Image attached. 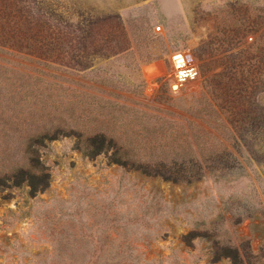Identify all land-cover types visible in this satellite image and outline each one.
<instances>
[{
    "label": "rangeland",
    "instance_id": "obj_1",
    "mask_svg": "<svg viewBox=\"0 0 264 264\" xmlns=\"http://www.w3.org/2000/svg\"><path fill=\"white\" fill-rule=\"evenodd\" d=\"M0 177V264H233L194 229L264 264V0H0Z\"/></svg>",
    "mask_w": 264,
    "mask_h": 264
},
{
    "label": "trees",
    "instance_id": "obj_2",
    "mask_svg": "<svg viewBox=\"0 0 264 264\" xmlns=\"http://www.w3.org/2000/svg\"><path fill=\"white\" fill-rule=\"evenodd\" d=\"M74 133H76L78 136H81V132L79 131H74ZM84 142L86 143L88 153L91 157L96 156L104 150H112L114 151L113 161L120 165L141 169L143 172H148L146 173L148 175L152 173L153 175H160L164 179L168 180L170 179L176 181L180 178L173 172L164 170L162 171L159 167L147 166L142 163L130 161L127 158H122V146L117 144V140L113 136L106 134L104 131H96L95 133L86 135ZM31 160L32 162H34V164L35 162L36 164H38L37 160ZM7 178L12 181L13 186H18L22 183H27V185H29L30 187V193H35L36 191L44 190L48 186L49 173L42 169H37L35 165H32L31 168H17ZM1 182H4V180L0 177V183ZM203 236L206 238L212 237L211 254L213 261H217L221 258H227L233 264H243V258L237 246L217 240L216 238H214V235L210 234V232L207 230H191L184 237V239L187 244L191 245L193 239Z\"/></svg>",
    "mask_w": 264,
    "mask_h": 264
},
{
    "label": "built area",
    "instance_id": "obj_3",
    "mask_svg": "<svg viewBox=\"0 0 264 264\" xmlns=\"http://www.w3.org/2000/svg\"><path fill=\"white\" fill-rule=\"evenodd\" d=\"M169 61L171 65L169 87L172 91H177L186 82L197 78L199 70L190 54L183 50H174L170 53Z\"/></svg>",
    "mask_w": 264,
    "mask_h": 264
}]
</instances>
